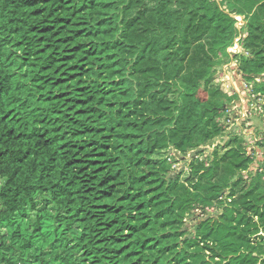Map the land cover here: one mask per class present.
<instances>
[{
    "label": "trees",
    "instance_id": "16d2710c",
    "mask_svg": "<svg viewBox=\"0 0 264 264\" xmlns=\"http://www.w3.org/2000/svg\"><path fill=\"white\" fill-rule=\"evenodd\" d=\"M237 15L264 95V0H0V264H264V172L192 159Z\"/></svg>",
    "mask_w": 264,
    "mask_h": 264
},
{
    "label": "rangeland",
    "instance_id": "374dc122",
    "mask_svg": "<svg viewBox=\"0 0 264 264\" xmlns=\"http://www.w3.org/2000/svg\"><path fill=\"white\" fill-rule=\"evenodd\" d=\"M245 22L243 18V24L240 22V25L244 26ZM235 23H237V20ZM242 30L239 31L241 35ZM239 42V51L229 53L226 50L227 55L224 53L219 54L221 74L222 71L225 72L223 66H227L229 72L227 74L231 75L229 77L233 78V82H230V78L226 76L227 74L222 76L220 74L218 86L227 95L234 96L233 103L228 104L222 115L217 119L222 125L221 135L206 149L193 156L192 159L201 160L207 164L211 149H217L218 153H222L226 148L233 145L234 141H240L245 153L253 158V164L249 168V172L255 174L256 172H264V95L257 90L262 82V76H257L250 81L242 78L239 70V57L243 54L247 55V52L242 46V40ZM173 153H175L174 150L168 147L162 153V156L174 170L187 172L188 163L192 159H182ZM243 174L245 175L246 172ZM210 211L216 212L217 209L211 208ZM49 232V223H45L43 234L47 235ZM38 240L42 239L39 238Z\"/></svg>",
    "mask_w": 264,
    "mask_h": 264
},
{
    "label": "built area",
    "instance_id": "2783aa9c",
    "mask_svg": "<svg viewBox=\"0 0 264 264\" xmlns=\"http://www.w3.org/2000/svg\"><path fill=\"white\" fill-rule=\"evenodd\" d=\"M234 18L237 20V23H235V26H236V28L238 29V31H240V30H242V27L243 26H241L240 25V22L243 24V16H234ZM240 35V36H239ZM242 37H243V34L241 35V34H238L237 35V37L234 39V41H233V45L232 46H230L228 49H227V51L229 52V53H235L236 51H239V44H240V40H242ZM223 68H224V70H225V72H223L222 71V74H221V76L222 75H225V74H227V73H229L228 72V67L227 66H223ZM226 76H231V75H226ZM174 155H176V153H173Z\"/></svg>",
    "mask_w": 264,
    "mask_h": 264
},
{
    "label": "water",
    "instance_id": "95a60500",
    "mask_svg": "<svg viewBox=\"0 0 264 264\" xmlns=\"http://www.w3.org/2000/svg\"><path fill=\"white\" fill-rule=\"evenodd\" d=\"M230 78V77H229ZM230 82L232 83L233 82V78H230Z\"/></svg>",
    "mask_w": 264,
    "mask_h": 264
}]
</instances>
